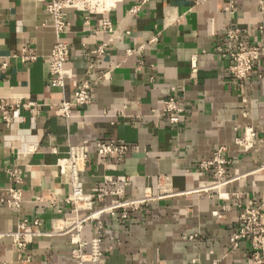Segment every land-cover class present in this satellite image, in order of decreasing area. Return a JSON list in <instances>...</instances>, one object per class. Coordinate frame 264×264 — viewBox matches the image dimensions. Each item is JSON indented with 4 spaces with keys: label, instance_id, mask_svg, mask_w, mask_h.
I'll list each match as a JSON object with an SVG mask.
<instances>
[{
    "label": "crops",
    "instance_id": "crops-1",
    "mask_svg": "<svg viewBox=\"0 0 264 264\" xmlns=\"http://www.w3.org/2000/svg\"><path fill=\"white\" fill-rule=\"evenodd\" d=\"M105 5V13L67 10L62 36L70 46L68 76L56 87L50 72L54 15L41 1L0 0V104L13 106L10 120L0 109V264H76L80 250L90 255L98 237L101 255L85 264H248L249 243L234 249L233 237L238 205L264 200V59L250 79L240 81L219 48L230 28L240 29L247 42L260 41L259 0ZM106 21L110 28L103 27ZM31 50L36 58L26 59ZM85 82L91 101L66 114L63 103L73 101ZM170 99L180 112L165 110ZM247 127L257 137L243 151L236 138ZM103 142L128 150L121 161L101 156ZM85 143L89 158L79 186L95 195L117 189L109 179L131 177L123 197L146 201L126 219L122 209L103 214L101 228L93 220L79 237L36 234V219L46 231L54 219L70 215L66 199L73 182L62 163L72 147ZM223 147L231 160L228 174L241 177L220 191H203L214 179L200 162ZM11 187L22 189L19 207L7 202ZM118 199L110 194L98 205ZM24 219L30 225L27 247L21 248L13 234Z\"/></svg>",
    "mask_w": 264,
    "mask_h": 264
},
{
    "label": "built area",
    "instance_id": "built-area-1",
    "mask_svg": "<svg viewBox=\"0 0 264 264\" xmlns=\"http://www.w3.org/2000/svg\"><path fill=\"white\" fill-rule=\"evenodd\" d=\"M46 3L49 11L54 15L55 28L57 32V42L54 46L51 55V82L56 87H63L65 78L68 72L65 69V63L70 55L69 43L62 36L67 29V10L77 9L82 11H89L91 13L101 12L105 13L107 6L105 0H37ZM233 1V0H231ZM260 12L262 17V24L259 27L261 35L259 42H247L243 39V32L238 28H230L226 33L225 45L219 48L221 56L231 61L229 70L234 78L240 81L250 79L252 73L256 70V66L264 59V0H259ZM138 6L133 10H137ZM104 28H110L111 22L106 21L103 24ZM102 52V49H100ZM26 59L33 60L36 58L31 52L25 56ZM193 70L197 71L196 61L193 62ZM89 85L85 82L82 86H78L74 93V100L63 103L62 110L69 114L71 107L75 105H85L91 101L89 93ZM165 110L180 112L181 109L177 107V102L170 99L165 103ZM23 104L17 103L16 106L20 108ZM28 106H32L31 103ZM13 106L8 103L0 104V109L3 111L4 118L10 120L9 109ZM172 121L178 122L179 117L174 115ZM257 133L253 127H247L245 133L241 137L236 138V144L242 148L243 151H249L254 146V140ZM128 146L125 144H118L115 142H103L99 146V154L101 156L117 155L118 160H122V156L126 154ZM225 147L220 148L214 156L210 159H204L200 162V167L211 173L214 181L213 184L203 187L201 190L212 192L213 190L220 191L224 186L232 183L241 176H230L228 174V167L231 160L223 155ZM88 153L86 150V143L70 149L69 155L63 160L62 165L68 169L72 176L73 189L72 193L67 197L66 201L71 205V213L65 217L56 218L53 221L52 227L49 230H41L42 223L40 220L32 222L39 227L36 234L54 236L72 234L73 237H79L80 232L87 223L93 220L97 221L99 228L102 227V215L109 213L115 215L119 209L123 210V218H128L129 211L139 209L146 201L143 198H125L123 197L122 186H126L131 177H127L125 181H108L117 184V189L113 191L103 190L95 195L87 193L83 187L79 186L80 173L84 171L88 162ZM264 168V165L261 167ZM12 176L15 178V183H21L20 171L15 169L12 171ZM9 202L14 207H19L22 202V189L19 187H11L8 189ZM117 195L119 199L111 204L98 205L100 200L106 199L109 195ZM226 199L232 198V195L221 194ZM238 199L239 193H235ZM6 201V200H3ZM252 207H245L240 203V226L234 232V249H237L242 241L249 243L250 257L248 264H264V218L261 214L264 208V200L253 201ZM83 211H87L82 215ZM30 221L24 219L19 224L13 238L21 248L27 247L26 236L29 234ZM87 243L81 242L80 245ZM93 250L90 255L83 253L77 256L76 264H85L88 260H95L101 255L102 240L100 237L92 239Z\"/></svg>",
    "mask_w": 264,
    "mask_h": 264
}]
</instances>
